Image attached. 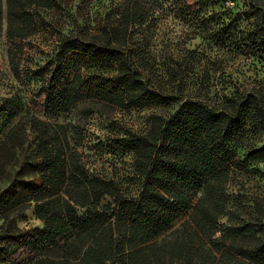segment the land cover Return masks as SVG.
Returning <instances> with one entry per match:
<instances>
[{"label": "trees", "instance_id": "16d2710c", "mask_svg": "<svg viewBox=\"0 0 264 264\" xmlns=\"http://www.w3.org/2000/svg\"><path fill=\"white\" fill-rule=\"evenodd\" d=\"M247 1L243 20L249 28L243 41L253 46L254 56L264 57V0ZM186 2L193 10L199 6ZM54 4L6 0L14 73L24 62L25 41L38 32L36 9ZM149 11L144 0H136L121 24L102 31L101 41L63 39L56 63L76 57L78 72L58 84L47 101L35 104L43 112L69 113L88 103L103 114L179 104L170 117L155 115L145 133L120 140L134 156L136 192L123 179L93 171L84 153L71 145L64 125L32 118L29 136L34 138L29 137L23 151L22 171H15L0 191V264H264V236L253 223L220 225L229 206L230 181L264 163V145L240 154L245 141L264 137V87L228 92L214 103L197 94L165 91L145 75V63L128 46L130 29L145 24ZM107 66L115 70L108 83L89 80L81 72ZM23 108L17 95L3 100L0 138ZM19 132V127L11 128L1 147L13 144ZM25 178L31 180L23 185ZM33 204L42 227H18L16 212ZM186 213L188 219L173 238L159 241Z\"/></svg>", "mask_w": 264, "mask_h": 264}, {"label": "rangeland", "instance_id": "374dc122", "mask_svg": "<svg viewBox=\"0 0 264 264\" xmlns=\"http://www.w3.org/2000/svg\"><path fill=\"white\" fill-rule=\"evenodd\" d=\"M136 0H55L52 8H37L38 32L25 41V59L19 73L9 63L7 45V5L1 0L0 36V105L4 99L19 96L23 111L11 122L0 138V191L10 184L15 171H22L21 160L30 139L32 118L67 128L71 145L84 153L85 162L93 171L125 180L134 193L138 181L134 175V156L120 146L129 134L145 133L155 115L170 117L179 104L143 110L127 109L107 112L80 104L69 113L43 112L35 104L47 101L58 84L69 80L79 69V59L70 56L63 64L56 63V53L63 39H97L106 28L121 24L122 15ZM142 1V0H141ZM150 9L145 24L130 29L128 46L145 63V75L165 91L178 96L195 94L205 100L218 99L228 92H244L264 87V57L254 56L253 46L243 41L249 28L244 15L247 0H194L193 10L186 0H144ZM143 69V68H142ZM89 79H105L108 83L115 70L83 68ZM204 81H209L202 85ZM55 82V83H54ZM57 83V85H56ZM56 85V86H55ZM211 87L208 91L206 87ZM201 90V91H200ZM19 127L15 141L2 148L8 131ZM30 137V139H29ZM264 145V137L244 142L246 151ZM31 179L25 178L23 185ZM229 206L220 225L229 227L253 223L264 236V163L235 175L228 185ZM14 221L22 229L34 231L42 227L34 213V204L15 214ZM188 219L183 214L159 241L172 239V233Z\"/></svg>", "mask_w": 264, "mask_h": 264}]
</instances>
